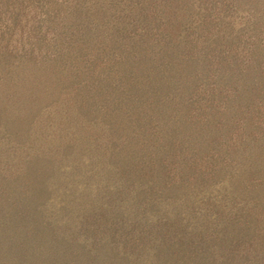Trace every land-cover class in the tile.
I'll use <instances>...</instances> for the list:
<instances>
[{"label": "rangeland", "instance_id": "374dc122", "mask_svg": "<svg viewBox=\"0 0 264 264\" xmlns=\"http://www.w3.org/2000/svg\"><path fill=\"white\" fill-rule=\"evenodd\" d=\"M53 147L82 158L79 178L96 180L78 200L96 189L148 194L141 228H161L150 245L136 226L127 232L136 211L111 226L72 204L46 223L32 218L25 202L52 185L25 155ZM175 200L199 226L209 210L211 224L222 215L249 224L254 243L237 256L264 264V0H0V264H27L30 251L31 264H212L205 249L229 234L213 226L191 258L167 256L183 247L177 236L164 242L178 222L163 204Z\"/></svg>", "mask_w": 264, "mask_h": 264}, {"label": "trees", "instance_id": "16d2710c", "mask_svg": "<svg viewBox=\"0 0 264 264\" xmlns=\"http://www.w3.org/2000/svg\"><path fill=\"white\" fill-rule=\"evenodd\" d=\"M130 83V84H129ZM134 82H126V86L129 87ZM167 87H170V84H168L164 79L161 78V87H160V99L164 101V98L162 94L169 92V89ZM165 99H168V97H165ZM165 109L169 111H174L175 108H172L171 103H165ZM179 114V113H177ZM78 145V148L81 150L82 154H87L85 151L82 152L81 146L76 141L73 142V144ZM62 147H53L52 152L50 150L47 151V153H41V155L38 156H31L29 151L26 152L27 155H25V158L31 162L32 168L37 169L44 167L48 175H50V185L51 186V192L49 194L48 198H44L43 195H39L37 192L32 195V198L27 199L25 202L27 208H31V214L33 215V219L36 221H43V223H46V220L42 218V215L44 217V214L49 212L54 218L55 215L52 214L51 210L55 211H64L72 206L75 208V210H78L80 206L86 210V212L93 211L95 214V220H98V218L102 217H108L107 226H111L116 218H118L122 223L121 220L122 215H128L129 213L135 212L137 213V216L139 217V221L129 222L128 230L130 227L132 229V226H136V228L133 229L132 232L137 231L140 229L141 233L144 235H141V239L143 242L147 245H150V243L155 239L157 232L161 229L160 226H154V229L152 227H149L148 229L145 227L144 229L141 228V225L144 224V222H147L146 219V212H148V209L150 207H146L144 205L145 202H142L141 200H147L148 194L145 198H141L138 195L139 190L136 189L133 192V189H127L125 191H119L116 190L112 193V195L104 197L103 192H101L99 189L95 190V196L94 198H87L86 201L78 200V197L80 194L78 193L79 189L81 191H93V183L94 179L89 180L87 177L81 179L79 178V175H81L76 168V161L77 164L80 159L77 156L74 155V152L69 150L67 152L66 156L65 151L67 150H61ZM58 150V153L56 151ZM32 154V153H31ZM36 155V154H35ZM55 155H60V158H65L67 160L66 163H63L62 165H59V157H55ZM64 156V157H63ZM93 156V155H91ZM58 159V163H56V160ZM73 158V159H71ZM88 160H92L91 158H87ZM36 160V161H34ZM97 165V163H92L89 166V170L94 168V165ZM98 165L101 169L106 170L108 165L107 163L103 161H99ZM65 166V167H63ZM67 166H70L69 168ZM68 168V170H66ZM54 173L60 175V180L56 181L55 177L53 176ZM54 177V178H53ZM100 182V180H97ZM78 183V184H77ZM77 185V186H76ZM71 186V187H70ZM73 186V187H72ZM95 187V186H94ZM69 189V190H68ZM77 193H76V192ZM142 195L144 194L143 191H141ZM89 195V194H86ZM215 195H213L214 197ZM76 199V201H74ZM45 200V205L43 206L42 203ZM186 201H181L178 203V200L171 201V202H164V212L169 214L168 217L173 218V221H177L178 225L175 227H171V225H166L164 230V242H167L171 237L177 236L178 239L175 241L176 243H179L183 245V247H176L175 244H172V246L167 247L166 254L167 256H173L174 252H180L182 251L187 255V258H191L192 250L194 247L198 249L200 246V242H198V239H201V237H207V233L210 234L211 228H216V231L219 233H229L228 236L224 238H220L221 245H225L220 249L214 250L211 254H207L208 248L205 249L204 255L207 259H213L212 264H248V261H241L240 258H238L237 254H243L241 251L242 249L241 243H247L248 241L251 242V244L254 243V231L250 232L249 229L251 228L249 224H246L242 227L237 225H233L232 223H228L226 221V218L222 215V218L218 217L214 220L213 224L209 222L210 218H212L211 210L208 211V213H205L207 215V223L209 224L204 226H199L197 221L200 220V217L198 214L195 215V213H191L189 216H185L186 210L188 209L185 205ZM5 204V203H3ZM59 204H61L62 207H59ZM42 205V207H41ZM85 205L89 206V209L85 208ZM58 206V207H57ZM50 207H57L58 209H50ZM26 208V209H27ZM25 209V210H26ZM66 209V210H63ZM152 209V208H150ZM71 211V210H69ZM185 212L184 215H182V212ZM73 212V211H71ZM142 213V214H141ZM91 215V214H90ZM121 217V218H120ZM142 223H141V222ZM145 222V223H146ZM105 228V227H103ZM102 228V229H103ZM245 233V234H243ZM246 233H250L247 235ZM235 234H241L237 236L236 239H232ZM211 235V234H210ZM241 237H244L247 240L240 239ZM251 239V240H250ZM228 243H232L229 247L227 246ZM157 248V247H156ZM228 248V251H227ZM158 249V248H157ZM242 249V250H241ZM162 252V249L160 250ZM121 252L125 253V247L121 248ZM120 252V253H121ZM151 252V258L154 262L156 260L161 261L163 259L162 255H160V252H154L150 250ZM259 253V252H258ZM28 254H33L32 251L30 253H26L25 260L28 262L27 264H31V258L28 256ZM145 254V253H144ZM162 254V253H161ZM260 254V253H259ZM212 255V257H211ZM248 255V253H247ZM241 256V255H240ZM244 257V256H241ZM35 260V258L33 257ZM152 264V263H151ZM164 264H166L164 259Z\"/></svg>", "mask_w": 264, "mask_h": 264}]
</instances>
